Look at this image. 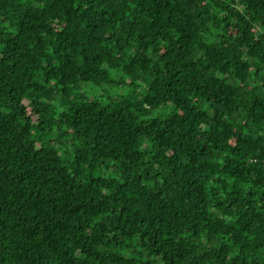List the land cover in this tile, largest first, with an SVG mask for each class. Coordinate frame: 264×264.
Wrapping results in <instances>:
<instances>
[{
    "label": "trees",
    "instance_id": "trees-1",
    "mask_svg": "<svg viewBox=\"0 0 264 264\" xmlns=\"http://www.w3.org/2000/svg\"><path fill=\"white\" fill-rule=\"evenodd\" d=\"M0 264H264V0H0Z\"/></svg>",
    "mask_w": 264,
    "mask_h": 264
},
{
    "label": "rangeland",
    "instance_id": "rangeland-1",
    "mask_svg": "<svg viewBox=\"0 0 264 264\" xmlns=\"http://www.w3.org/2000/svg\"><path fill=\"white\" fill-rule=\"evenodd\" d=\"M119 77V74L116 75ZM80 91L86 93L89 97H97L101 100H112L128 95L132 89L127 85H115L113 83H104L102 86H95L92 83H81ZM59 139L58 141H61ZM67 148V146L65 147Z\"/></svg>",
    "mask_w": 264,
    "mask_h": 264
}]
</instances>
